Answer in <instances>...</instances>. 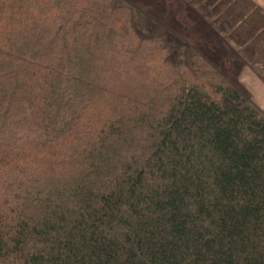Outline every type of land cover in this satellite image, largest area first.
Listing matches in <instances>:
<instances>
[{
    "label": "trees",
    "instance_id": "trees-1",
    "mask_svg": "<svg viewBox=\"0 0 264 264\" xmlns=\"http://www.w3.org/2000/svg\"><path fill=\"white\" fill-rule=\"evenodd\" d=\"M0 264H264V111L128 0H0Z\"/></svg>",
    "mask_w": 264,
    "mask_h": 264
},
{
    "label": "crops",
    "instance_id": "crops-1",
    "mask_svg": "<svg viewBox=\"0 0 264 264\" xmlns=\"http://www.w3.org/2000/svg\"><path fill=\"white\" fill-rule=\"evenodd\" d=\"M189 1L204 10L203 18L233 51L230 77L235 76L264 111V0Z\"/></svg>",
    "mask_w": 264,
    "mask_h": 264
},
{
    "label": "rangeland",
    "instance_id": "rangeland-1",
    "mask_svg": "<svg viewBox=\"0 0 264 264\" xmlns=\"http://www.w3.org/2000/svg\"><path fill=\"white\" fill-rule=\"evenodd\" d=\"M128 1L173 29L192 45L200 48L221 71L230 77L229 61L231 62L230 56H234L233 51L203 18V9L195 8L189 0ZM235 60L238 68L237 63L240 60L238 57H235Z\"/></svg>",
    "mask_w": 264,
    "mask_h": 264
}]
</instances>
